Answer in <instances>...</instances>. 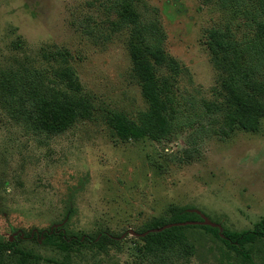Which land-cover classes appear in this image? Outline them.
<instances>
[{
	"label": "rangeland",
	"instance_id": "obj_1",
	"mask_svg": "<svg viewBox=\"0 0 264 264\" xmlns=\"http://www.w3.org/2000/svg\"><path fill=\"white\" fill-rule=\"evenodd\" d=\"M128 7L141 22L159 23L160 45L177 63L154 69L167 132L121 140L100 113L56 130L10 94L9 80L36 75L43 88L69 90L56 76L69 66L95 106L141 123L148 103L131 70ZM243 23L215 0H0V240L15 227L61 223L74 232L127 230L118 243L72 255L69 264H238L204 241L189 258L155 255L134 232L173 206H192L232 230L264 215V118L256 131L223 132L222 114L207 107L221 97L205 34L227 26L241 40ZM22 245L43 257L39 264L63 261L54 248ZM253 261L264 264V252Z\"/></svg>",
	"mask_w": 264,
	"mask_h": 264
},
{
	"label": "trees",
	"instance_id": "obj_2",
	"mask_svg": "<svg viewBox=\"0 0 264 264\" xmlns=\"http://www.w3.org/2000/svg\"><path fill=\"white\" fill-rule=\"evenodd\" d=\"M215 1L222 7L232 8L247 31L238 40L227 26L207 30L205 40L218 71L221 97V101L207 107L222 114L223 132L225 129L256 131L264 118V0ZM123 12L122 19L130 17L132 24L128 46L131 70L140 79L141 95L148 103L141 123L122 111L95 106L89 94L81 90L69 66H59L56 76L70 91L43 88L36 75L28 83L9 80L10 94L16 95L21 104L28 103L31 112L36 114L35 120L50 123L56 130L64 129L75 119H92L100 113L121 140H138L150 133L167 132L171 126L170 114L154 69L159 63L174 69L177 63L160 45L164 34L158 22H141L131 7ZM243 56L246 61L241 63L239 58ZM203 220L192 206H173L167 217L154 218L134 233L155 255L166 253L189 258L196 254L198 246H205L203 241L210 243L209 252L216 247L223 259H235L238 264H255L253 254L264 252V215L251 228L242 230ZM126 232L114 233L109 229L74 232L61 223L27 229L15 227L6 239L0 240V264H39L43 257L22 245L27 241L58 250L63 261L56 263L69 264L72 255L118 243Z\"/></svg>",
	"mask_w": 264,
	"mask_h": 264
},
{
	"label": "water",
	"instance_id": "obj_3",
	"mask_svg": "<svg viewBox=\"0 0 264 264\" xmlns=\"http://www.w3.org/2000/svg\"><path fill=\"white\" fill-rule=\"evenodd\" d=\"M205 223H211V222H208L206 219L203 220Z\"/></svg>",
	"mask_w": 264,
	"mask_h": 264
}]
</instances>
